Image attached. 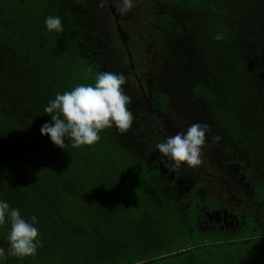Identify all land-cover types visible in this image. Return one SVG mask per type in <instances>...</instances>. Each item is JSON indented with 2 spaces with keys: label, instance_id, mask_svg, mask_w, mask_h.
Returning a JSON list of instances; mask_svg holds the SVG:
<instances>
[{
  "label": "trees",
  "instance_id": "1",
  "mask_svg": "<svg viewBox=\"0 0 264 264\" xmlns=\"http://www.w3.org/2000/svg\"><path fill=\"white\" fill-rule=\"evenodd\" d=\"M100 2L0 0V201L36 216L42 243L0 264H264V0H133L129 18ZM100 72L126 77L131 128L56 146L45 107ZM194 123L210 169L173 170L155 146ZM221 178L236 232L204 222Z\"/></svg>",
  "mask_w": 264,
  "mask_h": 264
},
{
  "label": "clouds",
  "instance_id": "2",
  "mask_svg": "<svg viewBox=\"0 0 264 264\" xmlns=\"http://www.w3.org/2000/svg\"><path fill=\"white\" fill-rule=\"evenodd\" d=\"M105 0H101L99 7H104ZM135 7L133 0H119L116 11L125 15ZM45 26L49 32H62V21L59 16L49 15L45 19ZM217 41L223 39L222 33H217ZM92 75L93 69H87ZM126 77L112 72H100L94 77L93 84H80L63 94L57 93L49 101L44 112L51 117V122L42 125V135L50 137L56 146L65 149V139L71 141L73 148L83 145L91 146L100 140L99 133L107 128L116 127L119 133H126L132 126L134 116L128 109L131 98L122 88ZM210 131L207 124L194 123L186 131L177 132L169 136L165 142L155 147L159 153L167 157L172 163L173 170L186 164L196 168L202 164V150L206 145V133ZM213 142H218L216 135ZM37 217L33 215L29 220L21 217L20 210L10 208L9 204L0 201V226L10 224L7 234L9 248L7 253L0 248V258L6 255L16 258L34 256L38 247L42 246L38 239L39 230L34 227Z\"/></svg>",
  "mask_w": 264,
  "mask_h": 264
},
{
  "label": "flooded vegetation",
  "instance_id": "3",
  "mask_svg": "<svg viewBox=\"0 0 264 264\" xmlns=\"http://www.w3.org/2000/svg\"><path fill=\"white\" fill-rule=\"evenodd\" d=\"M125 17H128L127 14L125 15ZM165 124L167 125V123H165ZM169 127H171V129H172V125H170ZM171 129H169V130H171ZM170 136H174V134H171ZM205 160L207 161L208 159H205ZM206 164L208 166V169H210V164L207 162H206ZM199 167L202 168L201 166H199ZM189 168L191 169V167H189ZM221 179L224 183L228 184L227 180H225L224 178H221ZM227 184H221L218 186L219 194L224 196L225 207H223L222 209H215V210L211 211V213H210V211H206L204 222L209 224L211 227H214V228L216 226H218L220 230H229V231L231 230L233 232H236V229H238L240 227V221L241 220H240L239 216L235 215L234 212L230 211V204H228L227 199L230 201V200L235 199V198H234V195L230 194V190L228 188L230 186H229V184L228 185ZM186 191L190 192V189L186 188Z\"/></svg>",
  "mask_w": 264,
  "mask_h": 264
},
{
  "label": "rangeland",
  "instance_id": "4",
  "mask_svg": "<svg viewBox=\"0 0 264 264\" xmlns=\"http://www.w3.org/2000/svg\"><path fill=\"white\" fill-rule=\"evenodd\" d=\"M129 18V17H128ZM126 20L125 21H131L130 19H127V18H125ZM136 21V23H137V25H139V23H140V25L142 24V21H140L139 19H136V20H132V22H131V25H133L134 24V22ZM165 123H170V122H165ZM171 124V123H170ZM170 126V125H169ZM176 125L174 124V126L172 125V129L173 130H170V134H176L178 131L176 130L177 129V127H175ZM169 128V127H168ZM171 128V127H170ZM176 131V132H175ZM202 164L200 165L203 169H206V168H208V166H207V164H206V161H205V159H203V156H202ZM192 169V171L193 172H197V171H200L201 169H200V167L198 166V167H196V168H191ZM215 186L217 187V186H219L218 184H215ZM209 187H210V183H209ZM218 191H219V188H218Z\"/></svg>",
  "mask_w": 264,
  "mask_h": 264
}]
</instances>
